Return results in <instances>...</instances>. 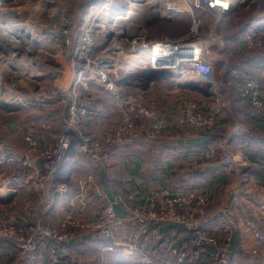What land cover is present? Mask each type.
<instances>
[{"label": "built area", "instance_id": "1", "mask_svg": "<svg viewBox=\"0 0 264 264\" xmlns=\"http://www.w3.org/2000/svg\"><path fill=\"white\" fill-rule=\"evenodd\" d=\"M7 1L0 0V21L12 11V16H6L12 27L8 23L6 28H0V76L6 71L22 73L36 86L34 98L22 92L12 93L10 106L5 109L43 108L58 103L65 115L58 130L53 131L49 121L41 124L46 132L45 145L30 135L25 136L24 147L0 139V169L11 168L8 174L3 170L0 173L7 191L3 197L12 193L10 187L32 188L36 195L13 220H0V243L8 242L14 255L11 264H36L41 247L55 258L64 244L90 234L104 238L108 242L104 250L112 252L117 232L127 228L133 229L134 236L129 250L138 253L140 264H152L150 251L167 264H228L238 222L259 244L250 254L264 264V210L254 218L242 202L241 184L248 180L244 173L246 161L227 150L217 158V147L212 143L205 159L216 162V169L237 176L226 188L222 209L209 210L205 188H152L147 192L129 190L113 200L101 194L91 218L78 217L69 210L56 226L44 222L53 208L49 194L62 189L56 186L54 176L67 164L74 133L79 138V152L101 170L109 167L105 147L120 149L132 144L140 121L147 122L144 132L150 140L169 135L170 123L144 100L153 75L174 77L180 86L192 85L196 92L212 98L208 110L186 99L174 111L173 122L186 137L200 136L215 127L224 104L216 89L211 46L202 34L201 14L222 17L251 0H238L239 4H232L235 0H124L121 13L119 0H67L66 6L64 0H36L12 10L3 7ZM178 2L183 3V13L190 17L187 32L178 38L151 39L149 28L153 23L181 13L176 8ZM108 33L112 36L107 37ZM262 34L264 13L256 10L242 34L245 49L264 52ZM47 42L50 51L41 47ZM129 87L130 92L126 90ZM89 89L113 96L118 121L102 139L84 132L89 119L103 115L102 110L91 109L83 101L87 93L90 95ZM236 90L240 101L264 115V95L254 77L242 73ZM31 172L35 174L33 178ZM89 177L78 180L76 198L80 201L95 186ZM116 204L121 213L116 212ZM219 213L222 221L213 225ZM164 226L179 227L184 237L177 243ZM66 258L70 264H82L74 252Z\"/></svg>", "mask_w": 264, "mask_h": 264}, {"label": "crops", "instance_id": "2", "mask_svg": "<svg viewBox=\"0 0 264 264\" xmlns=\"http://www.w3.org/2000/svg\"><path fill=\"white\" fill-rule=\"evenodd\" d=\"M253 12L250 14L251 18ZM227 15L217 20L216 29L219 34L228 32L227 36H233L229 31L241 26L242 23L245 24L246 21L244 22L240 17L234 24L222 25ZM153 25L149 28V37L159 39V34L151 28ZM235 39L237 40L231 42L225 40L227 43H222V50L225 48L226 52L224 56L223 53L221 54V59L223 68L229 69L227 79L230 87L228 90H220L224 105L220 119L213 129L200 136L186 137L181 128L173 122L172 114L183 100L196 101V99L181 92L190 90L180 86L171 77L152 81L145 92L144 100L170 123L169 135L158 139L162 140L161 144L151 146L152 140L148 139L144 132L147 122L140 121L130 146L121 150L105 147L104 151L107 152L109 162L106 170L95 167L79 152V138L78 142L73 141L67 151V164L54 176L56 186H61L62 189L57 188L49 194V198L53 199V208L44 217L45 224L56 226L69 210H73L81 218L93 217L101 194L113 200L129 190L147 192L152 188L179 190L205 188L209 197V210L222 209L226 188L230 181L237 179V176L234 172L216 169L218 167L216 162L213 164L205 159L206 149L211 143L217 147V158L220 157L221 151L227 150L234 156L245 159L247 167L244 173L248 180L241 184L244 191L242 202L246 212L254 218L257 217L264 210V115L251 108L247 102L240 101L236 88L243 73L258 81L261 93L264 95V52L246 50L242 35ZM46 46L47 49L46 47L43 49L50 51L48 42ZM101 94L103 97L100 98V103L95 94H90L85 100L91 109H100L103 112L101 117L89 119L84 125V132L95 139H102L118 121L114 111L113 96L104 92ZM201 101L208 99L204 98ZM201 101L197 99L196 102L201 103ZM52 107L58 110L54 112ZM18 114L0 116V139L16 147H24L26 135L38 140L40 145H45L46 132L41 128V124L44 121L51 122L54 131L58 130L65 121L63 109L58 103L37 108L35 111L31 110L29 116V112L26 111L25 115L17 116ZM8 170L3 169V172L6 174ZM34 176L35 174L31 172L30 177ZM88 176L95 186L84 201H80L76 198L77 183L80 178ZM1 177L3 176H0V179ZM33 191L35 190L28 187H13L12 200L8 203L0 202L2 207L10 206L9 210L12 209V212L1 209L0 220H13L22 211L26 202L36 199ZM115 210L118 213L122 212L119 204L115 205ZM220 218L219 213L213 225L222 221ZM163 229L177 243L184 237L179 227L164 226ZM133 241V229L120 230L114 238V251L107 252L104 247L108 242L104 238L90 234L83 236L79 241L64 244V248L55 258L49 257L45 247H41L36 264H70L66 257L71 252L80 257L82 264H140L138 253L129 250ZM258 246L259 244L238 222V231L233 235L231 242L228 264H260L259 260L250 254V250ZM148 254L152 264H167L162 263L161 256L153 255L151 251ZM0 256L3 258L0 264L12 263L14 255L6 241L0 243Z\"/></svg>", "mask_w": 264, "mask_h": 264}, {"label": "rangeland", "instance_id": "3", "mask_svg": "<svg viewBox=\"0 0 264 264\" xmlns=\"http://www.w3.org/2000/svg\"><path fill=\"white\" fill-rule=\"evenodd\" d=\"M35 1L36 0H8L3 5V7L5 9H11L12 10V8H18L24 4H27L29 2H35ZM252 2H254V3H252ZM64 3L66 6L67 0H64ZM123 4H124V0L118 1V12H120V13L123 11ZM177 5L181 6L185 9V6L183 5L182 2H178ZM243 7L241 6V7L237 8L236 10H234L233 13L231 12V14H228L222 23V25L234 24L236 21L239 20L240 17H241V19H243L244 22L246 21L245 24L242 23L241 26L236 27V28H232V30L229 31V33L233 34V36H227L228 32L224 33V34L218 33L216 27L218 24L217 20L219 17L217 18V17H213L209 14H201L204 17V28L202 30V34H203L205 40L209 41L210 46H211V57H212V60L214 62L216 89L221 95H222V93L220 92V90L221 89L228 90V88L230 87V82L227 79L228 78L227 74H228L229 69H227V67L223 68V61L221 59L222 58L221 54L223 53V56H224L226 49L224 48V50L219 51V42L222 41V43L223 42L227 43V42H231L232 40H237L235 38H238V36L243 34V32L245 31V29L247 27V23H249V21L252 20V18H251L252 16H250V14H252V12L256 11V10H260L262 12L264 11V0H251V2H247L246 5H244ZM214 22H215V24L213 25ZM153 24L154 25L151 28H153L154 31L159 34V37L169 36V37H173V38H178L187 32L189 24H190V17L186 14V12L175 13V14L171 15V19L158 20ZM262 35L264 36V34H262ZM41 47L42 48L46 47V49H47L46 45L41 46ZM233 59H234V57H233ZM6 74L10 78V80H5L3 82L4 86L2 88V94L7 99V101L10 102L12 100V93H16V92L25 93L28 97H32V98L35 97V91L34 90H35L36 82H34V81H32L26 77H23L20 74H12L9 71L6 72ZM172 78L174 79V77H172ZM130 89H132V88L129 87L126 90L128 92H130L131 91ZM98 91H100V90L89 89L90 94L97 95L96 98L98 99V102L100 103V98L103 97V94H101L102 92H98ZM181 92L189 94V96H192V98L196 99V101H197V99L201 101V99L207 98L208 101H204V102L201 101V103L199 102V104L202 105V107L205 110H208L212 107V105H211L212 104V98L211 97H208V96L201 94L200 92H196L194 90L193 91L192 90L181 91ZM88 98H89V93L86 94L85 99L83 101L85 102V100H87ZM103 104H105V102ZM35 109H37V107H35V108L24 107V108H18V109L12 110V109H5V108H3V106H0V116H3V114L11 115L13 113H19L17 116L23 115V114L25 115V111L29 112V114H28V116H29L30 111L31 110L35 111ZM52 110L55 112L58 109H56V107H54ZM219 119H220V117L218 118V121H219ZM36 141H38V140H36ZM121 149L122 148L117 149V150H121ZM3 169L8 170V167H4ZM3 169L2 168L0 169V173ZM10 172H11V168H9V170L6 171V174H8ZM0 176H2V175H0ZM1 187L2 188L6 187V186H4V176L1 177V179H0V188ZM10 188L12 189L13 187H10ZM9 208H10V206H9ZM9 208H8V206L2 207L0 205V210L5 209L7 212H12V209L9 210ZM155 257L156 256H154L153 259H155Z\"/></svg>", "mask_w": 264, "mask_h": 264}, {"label": "bare ground", "instance_id": "4", "mask_svg": "<svg viewBox=\"0 0 264 264\" xmlns=\"http://www.w3.org/2000/svg\"><path fill=\"white\" fill-rule=\"evenodd\" d=\"M243 2H245V1H248V0H242ZM239 2L240 1H238V0H235V1H232V4L233 3H235V4H239ZM177 7V11H179V12H183V10H184V8L183 7H181V6H178V5H176ZM6 16H12V11H10V12H7L6 14H4V16L2 17L3 18V20L4 21H0L1 23H0V28H6V24H8L9 23V21L8 20H6ZM160 16H162V14H160ZM218 17H220V15L218 16ZM12 21V20H11ZM10 21V22H11ZM4 22H6V23H4ZM215 23V22H214ZM213 23V24H214ZM9 25L12 27V25L9 23ZM6 72H8V71H6ZM6 72H5V74H4V76H0V106H3V107H9L10 106V102L9 101H7V99L4 97V95L2 94V88H3V82L5 81V80H10V78L7 76V74H6ZM9 72H11V71H9ZM12 74H20L21 76H23V74L22 73H18V72H11ZM23 77H26V76H23ZM12 82V81H11ZM7 191H5V189L4 188H0V199H3L4 197V195H5V193H6Z\"/></svg>", "mask_w": 264, "mask_h": 264}, {"label": "water", "instance_id": "5", "mask_svg": "<svg viewBox=\"0 0 264 264\" xmlns=\"http://www.w3.org/2000/svg\"><path fill=\"white\" fill-rule=\"evenodd\" d=\"M21 31H23V30H21ZM112 36V34L111 33H108L107 34V37H111ZM25 37L26 38H28L29 37V34H25ZM32 42L33 43H35V40H32ZM162 78V76H157V75H153L152 77H151V81H154V80H158V79H161ZM186 88H188L189 90H194L195 91V87H193L192 85L191 86H187ZM3 108H6V107H3ZM12 193L11 194H9L7 197H5V198H3V199H0V202L1 203H8L10 200H12Z\"/></svg>", "mask_w": 264, "mask_h": 264}, {"label": "trees", "instance_id": "6", "mask_svg": "<svg viewBox=\"0 0 264 264\" xmlns=\"http://www.w3.org/2000/svg\"><path fill=\"white\" fill-rule=\"evenodd\" d=\"M73 141H76V142H78V136L74 133L73 134V139H72V143H73ZM162 141V140H161ZM161 141L160 140H152V141H150L151 143V146H156V145H159V144H161ZM133 143V142H132ZM131 145V144H130ZM129 145V146H130ZM70 148V147H69ZM96 236H98L99 238H102V237H100L99 235H97V234H95Z\"/></svg>", "mask_w": 264, "mask_h": 264}]
</instances>
